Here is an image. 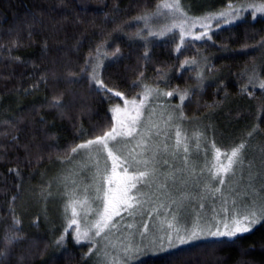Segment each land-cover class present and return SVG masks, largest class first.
Masks as SVG:
<instances>
[{"label": "trees", "instance_id": "obj_1", "mask_svg": "<svg viewBox=\"0 0 264 264\" xmlns=\"http://www.w3.org/2000/svg\"><path fill=\"white\" fill-rule=\"evenodd\" d=\"M160 1L0 0V264L100 261L84 256L83 245L60 233L65 220L61 206L67 201L63 194L68 189L58 190L54 176L65 168L63 162L71 158L73 148L110 130V108L121 102L115 90L132 97L145 70L166 71L187 55L178 53L175 33L146 42L129 39L128 33L139 29L137 18ZM242 1L264 3H180L182 11L194 16ZM123 30L127 34H121ZM210 37L195 45L208 54L213 78L198 88L196 102H184L178 114L206 120L246 113L253 116L255 128L264 131V104L258 107L254 99L238 93L232 76L236 67L249 63L264 72V13L214 27ZM104 49L125 51L101 69V81L111 92L94 84L90 69L92 59ZM188 77L184 69L174 81L183 87ZM242 86L247 87L246 82ZM122 262L264 264V224L235 243L225 237L209 238Z\"/></svg>", "mask_w": 264, "mask_h": 264}, {"label": "rangeland", "instance_id": "obj_2", "mask_svg": "<svg viewBox=\"0 0 264 264\" xmlns=\"http://www.w3.org/2000/svg\"><path fill=\"white\" fill-rule=\"evenodd\" d=\"M180 1L179 10L162 7L165 3L174 5L177 0L160 1L152 11L137 18L138 31L128 33L129 39L136 42L175 33L178 53L187 55L166 71L145 70L136 84V95H121V102L111 106L110 130L115 127L121 133L116 140L108 141L117 157L115 171L114 161L103 145H90L72 152L71 158L63 162L65 168L54 176L58 190L68 189L63 194L67 201L61 206L65 220L60 233L67 234L77 245H83L84 256L99 258L98 264H110L112 260L113 264H125L122 261L129 262L146 254L156 255L186 243L222 238L208 233L217 228L224 230V222L236 212L259 210L264 204V131L255 128L253 116L240 113L217 118L212 115L205 120L200 115H188V119H183L177 111L184 102L195 101L199 87L215 73L208 62V54L205 50H197L195 42L209 39L214 27L233 24L245 15L261 16L264 12L256 9L264 3L242 1L221 10L189 16L182 11ZM222 12L227 15L221 16ZM126 32L120 31L121 34ZM205 32L208 36L195 39ZM124 53L121 49H104L100 56L94 57L90 69L92 75L95 70L96 80L101 81L105 62ZM184 69L189 77L185 86L180 87L174 77ZM262 69L249 63L232 71L237 92L254 99L258 107L264 104V89L260 87L264 82V72L260 74ZM245 82L249 89L242 86ZM94 84L97 86L95 80ZM181 96H185L183 101ZM137 110L139 117L133 125L130 117L136 116ZM121 121H124L123 126ZM129 128L135 129L131 136L123 135ZM241 144L244 147L240 149L237 162L228 173H221L225 183L220 184L219 177L213 179V174L229 163L227 157ZM140 172L148 175L140 178ZM124 189H127L124 197L127 203H120L115 209L109 205L108 227L99 236L95 235L98 229L94 225L104 215L106 194L109 199L119 198ZM73 219L77 223L69 227ZM194 230L198 235L189 239ZM77 231L87 232L88 238L77 243ZM181 237L186 242L181 243Z\"/></svg>", "mask_w": 264, "mask_h": 264}, {"label": "snow or ice", "instance_id": "obj_3", "mask_svg": "<svg viewBox=\"0 0 264 264\" xmlns=\"http://www.w3.org/2000/svg\"><path fill=\"white\" fill-rule=\"evenodd\" d=\"M158 7H160V6H158ZM162 7H165V8L175 7L177 10H179V0H177L176 4H174V5H170V4L165 3L164 5H162ZM256 11L257 12H264V6L257 7ZM220 15L225 16L227 14L222 12V13H220ZM205 36H208L207 32L203 33L201 36H196L195 39H202ZM208 38L210 39L211 37H208ZM117 51H119V50H117ZM92 79L95 80V82L99 88L106 89V86L103 84L102 81L96 80L95 70H93ZM260 87L262 89H264V82L261 83ZM106 91L111 92L112 90L106 89ZM172 94L173 93H168V95H172ZM115 95L121 96L122 94L120 92H116ZM180 99L183 101L185 99V96H181ZM57 103H59V102H57ZM132 103L135 104V100H133ZM142 103H143V101H141V104ZM115 111L119 112V109H116ZM138 117H139V111L137 110V115L130 117L133 125L136 123ZM121 124L123 126L124 121H121ZM134 130H135L134 128H129V130L127 132L123 133V135L131 136V134ZM119 135H121V133L117 132V129L115 127H113L110 131L105 132L103 134V136H97L94 140H89L85 144L77 145L75 148L72 149V152L75 153L80 149L88 148L90 145H103L104 150L107 151L108 157L113 159V161H114V163H113V172H114L115 168L117 167V165L115 163V160L117 159V157L114 156V151L112 149H110L108 141L116 140L117 136H119ZM179 136H180V133L177 132V137H179ZM177 143H179V139L177 140ZM243 147H244V145L241 144L239 147L234 148L232 150L231 155H229L227 157L229 163L227 165H222L219 169H217L216 173L213 174V177H212L213 179H217L219 177L220 184L225 183V179L223 178L221 173H228L231 170L232 165L237 162V159H238L239 154H240V149H242ZM145 163H147V161H145ZM124 171H125V173H127L128 169L125 168ZM147 175H148L147 172H140L139 173L140 178H144ZM133 187H135V184H133ZM126 194H127V189H124L123 193L121 194V196L119 198L116 196H113V197H111V199H109L107 197V194H106L104 215H102L101 219L96 221V223L94 225V227H96L98 229L96 231L95 235L99 236L101 234V231H103L104 228L108 227V221L111 219V217L108 215L109 205H111L112 209H115L118 204L127 203V201L124 199ZM128 207L131 208L132 205L128 204ZM72 211H73V216H75L77 213H76V209L74 207H73ZM116 214L118 215L119 212H117ZM76 223H77V221L75 219H73L71 221V224L69 225V227H71L72 224H76ZM261 224H264V204H262L260 206L259 210H256L255 208H253L251 211H249L247 213L236 212L230 219H228V220H226V222H224V224H223L224 230H220L219 228H217L216 231H210L208 233V235H211L213 237H225V238H228L231 242L235 243L238 239H242L245 234L251 233L257 226H259ZM197 235H198V233L194 230V231H192L189 239L195 238ZM87 238H88L87 232L80 233L79 231H77V235L75 237V240L77 243H81L83 239H87ZM161 239H163V238H161ZM169 239H171L170 234H169ZM62 241H63V237H61L60 241H57V244L62 243ZM180 241H181V243L186 242L184 240V238H182V237L180 238Z\"/></svg>", "mask_w": 264, "mask_h": 264}]
</instances>
